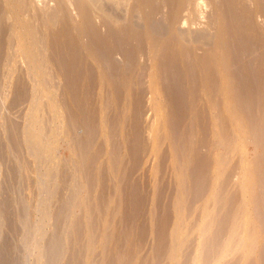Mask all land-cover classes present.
<instances>
[{"label": "rangeland", "instance_id": "374dc122", "mask_svg": "<svg viewBox=\"0 0 264 264\" xmlns=\"http://www.w3.org/2000/svg\"><path fill=\"white\" fill-rule=\"evenodd\" d=\"M0 75L28 264L72 192L83 264H264V0H0Z\"/></svg>", "mask_w": 264, "mask_h": 264}, {"label": "bare ground", "instance_id": "6f19581e", "mask_svg": "<svg viewBox=\"0 0 264 264\" xmlns=\"http://www.w3.org/2000/svg\"><path fill=\"white\" fill-rule=\"evenodd\" d=\"M4 75V74H3ZM1 76V75H0ZM236 77V76H235ZM238 86V85H237ZM251 89V88H250ZM252 107V106H251ZM260 107V106H259ZM259 109V108H258ZM246 110V109H245ZM250 111V110H249ZM15 116V115H14ZM21 122V121H20ZM18 129V128H17ZM17 129H15V130H17ZM23 129V128H22ZM19 130V129H18ZM9 131V130H8ZM9 132H11V131H9ZM262 132V131H261ZM7 133V132H6ZM17 133V132H16ZM10 134V133H9ZM11 135V134H10ZM18 135V137H20L19 135H20V133L19 134H17ZM15 136V135H14ZM10 137V136H9ZM15 137H17V136H15ZM14 137V138H15ZM23 138V137H22ZM32 138V137H31ZM8 139V138H7ZM6 139V140H7ZM24 139V138H23ZM28 139H29V137H28ZM1 140V139H0ZM4 140V139H3ZM27 140V139H26ZM19 141H21V139L19 138ZM28 141V140H27ZM29 141H31L30 139H29ZM94 141V140H93ZM10 142L11 143H9V144H11V147L13 148V150L14 151H16V152H19V153H21L20 151H21V147H22V145L23 144H25V143H22V145L18 142V140H14V139H11L10 138ZM37 142V141H36ZM89 142V141H88ZM92 142V141H91ZM28 143V142H27ZM38 143V142H37ZM3 143H1V141H0V158H1V160H0V162H7L8 160V157L6 156L7 154L5 153V150H3L2 148H3V145H2ZM27 146H29V145H27ZM7 147H8V145H7ZM23 148H25V147H23ZM27 148V147H26ZM29 148V147H28ZM27 148V149H28ZM30 148H32V144H31V146H30ZM34 148H37V147H34ZM87 149V148H86ZM24 150V149H23ZM33 150V149H32ZM31 150V151H32ZM4 151V152H3ZM27 151H29V150H27ZM36 151V150H35ZM23 152V151H22ZM5 153V154H4ZM14 153V152H13ZM18 153V154H19ZM32 153V152H31ZM23 154V153H22ZM33 154V153H32ZM27 155V154H26ZM18 156V155H17ZM22 156V155H21ZM42 158V157H41ZM86 158V157H85ZM12 159V158H11ZM36 159V158H35ZM21 160V159H20ZM22 160H23V157H22ZM49 161V160H48ZM16 162V161H15ZM30 162V161H29ZM50 162V161H49ZM3 163H1V164H3ZM8 163V162H7ZM6 163V164H7ZM9 163H10V161H9ZM8 163V164H9ZM19 162L17 161V164H18ZM5 164V165H6ZM37 164H39V163H37ZM42 165V164H41ZM22 166V165H21ZM21 166H19V164L18 165H16L15 163H14V165H9L8 167H5L6 169H5V171H4V176H3V181L0 183V264H28V258L26 257L25 258V256H27L26 254H24L23 252L24 251H26L25 250V248L24 247H26V248H28L30 245H32V243L29 245V246H25V245H27V244H29L30 242V236L31 235H33L35 232H37L39 229H37V227L36 226H32L33 225V223H31V207H30V205L29 204H27L25 201H24V198H23V189H24V186H23V184L24 183H22V182H24L25 181V179H23V178H21V174L19 173L20 172V168L19 167H21ZM37 166V165H36ZM2 167H4L3 165H2ZM31 167H32V165H31ZM59 168V167H58ZM53 169V168H52ZM4 170V169H3ZM37 170H39V169H37ZM34 171V170H33ZM47 172V171H46ZM22 173V172H21ZM54 173V172H53ZM63 173V172H62ZM64 174H65V172H64ZM62 175V174H61ZM68 175H70V174H68ZM53 176H55L54 174H53ZM66 176V175H65ZM88 176H89V174H88ZM87 176V177H88ZM91 176V175H90ZM89 176V177H90ZM65 179H66V177H64ZM70 178V177H69ZM21 179H23L24 181H21ZM58 179V178H57ZM64 179V180H65ZM32 180V179H31ZM54 180H56L55 178H54ZM53 180V177H52V181H54ZM72 180V179H71ZM46 181V180H45ZM57 181V180H56ZM66 181H67V179H66ZM33 182V181H32ZM68 182L69 181H67L66 182V184H68ZM41 183H42V181H41ZM57 182H55V184H56ZM50 184V183H49ZM52 184H53V182H52ZM63 184V183H62ZM65 184V183H64ZM25 185V184H24ZM44 186V185H43ZM63 186V185H62ZM47 187V186H46ZM51 187V186H50ZM53 187H55L54 185H53ZM38 188V187H37ZM43 188V187H42ZM56 188V187H55ZM58 188V187H57ZM63 188H65V187H63ZM38 189H40V188H38ZM48 189H49V185H48ZM51 189H52V187H51ZM54 189V188H53ZM70 189V188H69ZM73 189V188H72ZM45 190V189H44ZM74 190V189H73ZM48 191V190H47ZM49 191H50V189H49ZM65 191H67V190H65ZM75 191V190H74ZM41 192H44L43 190L41 191ZM70 192V191H69ZM72 192V191H71ZM136 192V191H135ZM56 192L54 191H52V194H55ZM68 193V192H67ZM74 193L75 192H72V194H73V196H74ZM46 194H49V192L48 193H46ZM61 194V193H60ZM69 195H70V193H68ZM79 194V193H78ZM135 194V193H134ZM133 194V195H134ZM137 194V193H136ZM38 195H40V194H38ZM44 195V194H43ZM51 195V194H50ZM55 195H57V194H55ZM65 195V194H64ZM63 195V196H64ZM41 196V195H40ZM48 196V195H47ZM68 196V195H67ZM73 196H71L72 198H73ZM55 197V196H54ZM76 197V195L74 196V198ZM99 197V196H98ZM134 197H135V195H134ZM133 197V198H134ZM50 198H52V195H51V197ZM67 198V197H66ZM65 198V199H66ZM69 198V197H68ZM72 198H69L70 200H67L68 201V203H69V201H72L73 199ZM132 198V199H133ZM72 199V200H71ZM138 199V198H137ZM57 201H58V198L56 199ZM62 200H64V198L63 197H61L60 198V204L58 203V206L57 207H59L58 209H57V211H54L55 212V216H56V218H55V220H56V222H54L55 220L53 219V221H52V230L50 231L51 233V236H49V238H48V240H44L45 242H44V244L45 245H43L45 248L44 249H40V250H42V257H44V258H42L41 257V259L42 260H44V262L42 261H40L42 264H83V258H81V255L83 254V253H85V251H86V245H85V239L87 238V233L88 232H86V227H84V225L82 224V223H78L77 221V223H74V224H77V225H74V224H72L71 222V224L70 225H68V223H66L64 220H66L65 218H68L67 219V221L69 220V216H70V213H71V210L73 209H70L71 207L70 206H68V205H70V203L68 204L67 203V201H62ZM76 199H74V201H75ZM134 200V199H133ZM52 202H53V200H52ZM73 202V201H72ZM46 203V202H45ZM56 203V204H57ZM51 204V203H50ZM53 204V206H54V203H52ZM68 204V205H67ZM73 204V203H72ZM126 204V203H125ZM34 205V204H33ZM38 205V204H37ZM40 205V204H39ZM38 205V206H39ZM45 205V204H44ZM128 205H130V204H128ZM73 206V205H72ZM124 206V205H123ZM40 207V206H39ZM68 207H70V208H68ZM132 207V206H131ZM34 208H35V206H34ZM33 208V209H34ZM75 208V207H74ZM37 209V208H36ZM67 209H69L70 210V212H69V215H67ZM125 209V208H124ZM55 210V209H54ZM34 211V210H33ZM42 211V210H41ZM134 211V210H133ZM48 212V211H47ZM128 213V212H127ZM126 213V214H127ZM45 214H46V212H45ZM82 214H83V211H82ZM87 214V213H86ZM126 214H124V215H126ZM129 214V213H128ZM132 214H134V213H132ZM49 215V214H48ZM47 215V216H48ZM78 215V214H77ZM81 215V214H80ZM84 215V214H83ZM89 216H90V213L88 214ZM91 215H93V214H91ZM46 216V217H47ZM53 216V215H52ZM41 217H43V216H41ZM76 217V216H75ZM80 217V216H79ZM79 217H77V218H79ZM84 218V217H83ZM91 218V217H90ZM89 218V219H90ZM92 218H95V217H93L92 216ZM43 220H44V218H42ZM41 219V220H42ZM50 219V218H49ZM80 219H81V217H80ZM132 219V218H131ZM134 219V218H133ZM135 219H137V217H135ZM72 220H74V219H72ZM76 220V219H75ZM83 220V219H82ZM92 220V219H91ZM93 220H95V219H93ZM98 220V219H97ZM128 220H129V218H128ZM127 220V221H128ZM71 221V220H70ZM85 221H86V219H85ZM125 221V220H124ZM131 221V220H130ZM135 221V220H134ZM54 222V223H53ZM97 222V221H96ZM123 222V221H122ZM126 222V221H125ZM91 223H93V222H91ZM132 223V221L129 223H127L128 224V226H129V224H131ZM136 222H134V224H135ZM38 224V223H37ZM67 224V225H66ZM94 224H95V222H94ZM98 224V223H97ZM126 224V223H125ZM133 224V225H134ZM42 225H44V224H42ZM50 225V226H51ZM132 225V226H133ZM137 225V224H136ZM92 226V225H91ZM90 226V227H91ZM34 227H36V228H34ZM39 228H41L42 229V227H40V225L38 226ZM88 227V226H87ZM94 227H95V225H94ZM93 226L91 227V229H93L94 231H92V232H94L95 233V229L96 228H94ZM98 227V226H97ZM135 227H138V226H135ZM134 227V228H135ZM34 228V229H33ZM89 228V227H88ZM35 229H37V231L35 230ZM43 229H45V228H43ZM123 229V228H122ZM129 229V228H128ZM137 229V228H136ZM136 229H134V230H136ZM35 230V232L33 233V234H31L33 231ZM49 230H50V228H49ZM23 231H25L24 233H23ZM137 231V230H136ZM91 232V231H90ZM91 232V233H92ZM94 233H92V234H90L89 236L91 237H89V239H92L93 241H94V239H97V237L95 238V236H94ZM121 233V232H120ZM49 234V235H50ZM96 234V233H95ZM119 234V233H118ZM122 234H123V231H122V233L121 234H119L120 236H122ZM124 234H125V232H124ZM128 234V233H127ZM117 235V234H116ZM118 235V236H119ZM117 236V237H118ZM120 236H119V238H120ZM124 236V238H125V235H123ZM123 236H122V239H123ZM127 236H129V235H127ZM115 237V236H114ZM38 239V238H37ZM122 239H120V240H122ZM35 240V239H34ZM41 240V239H40ZM36 241V240H35ZM124 241V240H123ZM31 242H33L32 241V239H31ZM40 242V241H39ZM47 242V243H46ZM36 243H37V241H36ZM35 243V244H36ZM34 244V243H33ZM38 244V243H37ZM35 246V245H34ZM38 246V245H37ZM39 246H40V244H39ZM42 246V245H41ZM40 248H43V247H40ZM124 248V247H123ZM122 247H121V249H123ZM120 249V250H121ZM24 250V251H23ZM39 250V251H40ZM119 250V249H118ZM122 252L124 251V250H121ZM121 251H119V253L121 252ZM126 251H129V250H127L126 249ZM41 252V251H40ZM112 253V252H111ZM117 253V252H116ZM115 253V254H116ZM110 254V253H109ZM113 254V253H112ZM120 254H122V253H120ZM119 254V255H120ZM114 256V255H113ZM116 256H117V254H116ZM115 256V257H116ZM108 257H110L109 255H108ZM118 258L119 259H121V257H119L118 256ZM118 258H116V260L118 259ZM27 260V261H26ZM93 260V259H92ZM30 261V260H29ZM27 262V263H26ZM93 263V262H92ZM35 264V263H34ZM94 264V263H93Z\"/></svg>", "mask_w": 264, "mask_h": 264}]
</instances>
